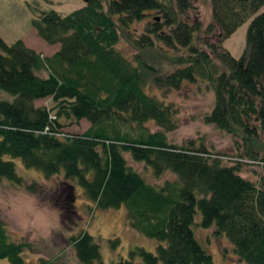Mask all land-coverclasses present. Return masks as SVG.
<instances>
[{
	"label": "trees",
	"instance_id": "obj_1",
	"mask_svg": "<svg viewBox=\"0 0 264 264\" xmlns=\"http://www.w3.org/2000/svg\"><path fill=\"white\" fill-rule=\"evenodd\" d=\"M198 1L86 0L67 16L42 12L34 29L46 44L60 45L46 58L22 41L9 46L0 37V182L24 183L13 162L20 159L46 178L63 173L75 179L97 209L124 206L131 228L164 245L156 253L133 248L119 264H214L193 230L197 211L199 227H215L213 235L225 237L240 262L264 264V178L256 184L242 177L240 159L230 164L193 142L171 144L173 110L145 90L153 67L138 56L136 65L116 48L124 31L146 20L143 33L130 41L135 48L186 49L176 57L178 68L155 75L152 83L168 89L210 83L215 105L205 123L240 136L250 145L245 160H258L254 144L264 137V0H209L212 22L206 31L215 40L204 43L206 50L194 43L203 29ZM249 20L245 51L234 58L222 43ZM42 71L48 75L40 76ZM47 98L51 107L34 105ZM82 120L90 124L83 134L63 131L65 121ZM150 121L160 131L143 130ZM135 126L143 131L134 137ZM124 154L155 177L170 172L175 180L146 182ZM70 241L79 264H102L94 237L83 232ZM27 247L11 239L0 219V261L30 264Z\"/></svg>",
	"mask_w": 264,
	"mask_h": 264
},
{
	"label": "rangeland",
	"instance_id": "obj_2",
	"mask_svg": "<svg viewBox=\"0 0 264 264\" xmlns=\"http://www.w3.org/2000/svg\"><path fill=\"white\" fill-rule=\"evenodd\" d=\"M86 3V0H0V37L9 46L22 41L42 58L51 57L60 49V45L46 44L34 29L33 20L42 12L49 11L67 16ZM198 7L203 29L195 33L194 43L199 49L206 50L204 43L215 40V33L206 31L207 25L212 22V6L209 0H199ZM263 11L264 7L261 9ZM250 22L240 26L222 43V47L234 58H239L245 51ZM145 24L146 20L131 25L123 32L116 48L128 60L134 62L138 56L140 62L153 67L154 71L147 73L148 84L145 90L173 110L177 127L167 134L169 142L181 147L193 142L196 147L203 146L209 152L222 154L224 161L229 163L233 159L245 160L244 156L250 148L247 142L241 140L240 136L225 134L204 121L215 105V94L210 83L204 80L183 82L179 89L159 88L152 83L155 75L174 72L178 68L175 66L176 57L185 56L187 50L135 48L130 41L143 33ZM134 63L137 65V62ZM39 75L46 77L48 74L42 71ZM34 105L51 107L53 102L47 98L36 101ZM64 123L66 126L63 131L69 134H83L90 127L85 120L77 125L66 121ZM143 130L157 132L160 128L150 121ZM143 130L135 126L131 134L135 137ZM122 131H126V128ZM254 146L259 153L255 161L264 163V137L256 141ZM124 156L128 165L152 185L161 186L165 181L175 180L170 172L157 178L144 163L133 161L130 154ZM13 162L16 173L24 183L18 186L7 179L0 182V219L13 241H22L28 245L24 258L30 264H79L70 239L83 232L95 238L102 264H119L122 259H129V252L133 248L156 253L159 245H164L131 228L124 206L118 209H97L86 199L75 179H66L63 173L46 178L42 172L26 168L20 159H14ZM243 164L242 177L256 184L264 178V164ZM200 220L201 214L197 211L193 230L198 242L212 255L214 264H245L237 259L232 252V245L225 237L213 235L215 227L200 228ZM134 262L144 264L140 259ZM0 264L7 262L0 261Z\"/></svg>",
	"mask_w": 264,
	"mask_h": 264
},
{
	"label": "built area",
	"instance_id": "obj_3",
	"mask_svg": "<svg viewBox=\"0 0 264 264\" xmlns=\"http://www.w3.org/2000/svg\"><path fill=\"white\" fill-rule=\"evenodd\" d=\"M221 159H222V160H225L224 157H221ZM232 161H233V162H236V161H238V159H233ZM239 161H240V162H243V163H248V164H251V163H255V164H257V165H263V164H264L263 162H258V161L251 160V159H247V160H239ZM233 162H230V164L233 163ZM228 163H229V162H228Z\"/></svg>",
	"mask_w": 264,
	"mask_h": 264
}]
</instances>
